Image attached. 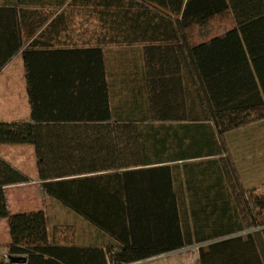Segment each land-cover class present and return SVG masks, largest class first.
Here are the masks:
<instances>
[{"label": "trees", "instance_id": "obj_1", "mask_svg": "<svg viewBox=\"0 0 264 264\" xmlns=\"http://www.w3.org/2000/svg\"><path fill=\"white\" fill-rule=\"evenodd\" d=\"M83 1L118 57L27 65L31 120L0 122V145L33 146L45 194L108 243L51 239L42 210L9 214L4 187L29 179L0 159L5 254L22 259L0 264L134 263L203 242L200 264H246L255 236L234 234L264 225V196L241 204L224 135L264 118V0Z\"/></svg>", "mask_w": 264, "mask_h": 264}, {"label": "crops", "instance_id": "obj_2", "mask_svg": "<svg viewBox=\"0 0 264 264\" xmlns=\"http://www.w3.org/2000/svg\"><path fill=\"white\" fill-rule=\"evenodd\" d=\"M89 7V3L83 0H0V62L3 63L0 66V122L31 120L27 65L30 64L32 70L64 71L76 65L85 66L81 62L73 63L76 56L85 58L88 66L93 65L92 59L98 51L103 54L104 61L106 53V60L111 64L118 57L119 47L105 49L103 46V27L95 15H88L86 9ZM258 77L260 79L256 77V83L260 87L259 82L264 81V55L258 63ZM43 86L40 84L36 87ZM259 95L264 98L262 93L259 92ZM224 141L240 187L249 192L240 196L241 204L245 205L244 201H247L250 205L252 200L264 196V118L228 131ZM20 146L0 145V159L19 172V150L23 149L18 148H24ZM28 148L34 158L35 171L33 176L27 177V183L4 187L8 213L42 210L51 239L73 236L74 242L81 246H105L108 239L102 232L45 194L37 176L34 148ZM261 213L264 214V210ZM0 225H3L7 234V219H0ZM238 233L234 235L255 236L254 247L257 249L256 257H241V263L249 264L251 261L264 264V225L246 228ZM8 243L9 239L5 245ZM209 243L179 247L137 263L200 264L198 248L206 247ZM149 245L159 246L160 243ZM188 249H193L195 254L183 255Z\"/></svg>", "mask_w": 264, "mask_h": 264}, {"label": "rangeland", "instance_id": "obj_3", "mask_svg": "<svg viewBox=\"0 0 264 264\" xmlns=\"http://www.w3.org/2000/svg\"><path fill=\"white\" fill-rule=\"evenodd\" d=\"M222 22L223 21H221L220 19H217L211 23L210 29L212 30V33H216L218 31V28H220V26L222 25ZM226 143H227V140H226ZM29 146L30 145H23L24 148H18V149H23V150H19V156H18L19 161H18V163L21 164L19 170H20V172H22V174L24 176H26L28 178L33 176L34 171H35V163L33 160L34 158H33L32 154H29V149H30V148H28ZM19 147H21V146H19ZM11 196L12 195L10 194V198H12ZM11 210H12V208H11ZM13 210H12V212L14 213ZM70 234L73 235V233H70ZM8 239H9L8 229H7V234H6L3 225H0V258L3 257V255L6 252L4 249V246H5V242ZM192 250L188 249V251H184L183 255H188V256L194 255L195 251H192Z\"/></svg>", "mask_w": 264, "mask_h": 264}, {"label": "water", "instance_id": "obj_4", "mask_svg": "<svg viewBox=\"0 0 264 264\" xmlns=\"http://www.w3.org/2000/svg\"><path fill=\"white\" fill-rule=\"evenodd\" d=\"M20 260H22L20 257H9L11 263H18Z\"/></svg>", "mask_w": 264, "mask_h": 264}, {"label": "built area", "instance_id": "obj_5", "mask_svg": "<svg viewBox=\"0 0 264 264\" xmlns=\"http://www.w3.org/2000/svg\"><path fill=\"white\" fill-rule=\"evenodd\" d=\"M3 257H4L6 260L9 259V257H8L6 254H4ZM121 264H137V262H134V263H121Z\"/></svg>", "mask_w": 264, "mask_h": 264}]
</instances>
